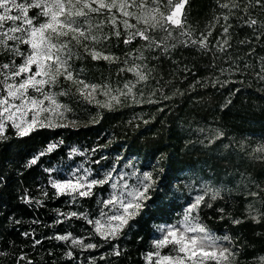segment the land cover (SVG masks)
Returning a JSON list of instances; mask_svg holds the SVG:
<instances>
[{
	"label": "trees",
	"instance_id": "1",
	"mask_svg": "<svg viewBox=\"0 0 264 264\" xmlns=\"http://www.w3.org/2000/svg\"><path fill=\"white\" fill-rule=\"evenodd\" d=\"M237 2L243 6L247 0ZM229 3L188 0L184 30L191 36H180V29L174 31L175 39L167 43L176 47L167 53L149 49L139 38L125 44L123 24L119 38L107 23L102 29L93 28L100 39L88 42L89 46L118 58L115 62L93 60L82 46L77 47V68L99 86V104L87 108L77 126L38 127L27 136L7 128L5 138H0V264H145L142 255L151 251L157 226L178 221L191 197L186 176L190 173L231 190L216 199L204 195L198 209L206 228L232 239L236 255L229 257V263L259 264L264 255V215H260L264 214V156L255 149L264 145V79H260L264 76V35L259 40L256 36L264 31V10L249 9L258 21L249 27L242 11L221 7ZM132 10L142 14L140 9ZM89 19L95 26L106 21L107 15L91 14ZM130 23L145 27L134 18ZM225 23L231 25L228 37L223 34ZM150 34L156 40L165 36L159 30ZM104 36L110 38L104 40ZM202 36H207L206 50L190 42ZM225 38L230 47L221 52L218 42ZM183 40L189 42L180 43ZM141 52L143 60L137 58ZM133 61L149 73L146 82L137 83L132 72L120 71ZM126 83L135 84V99L122 96L119 104L103 107L109 100L104 86L116 90ZM150 99L154 102L149 103ZM207 130L216 135L206 137L203 131ZM50 143L56 147L47 152ZM42 151L45 155L29 165ZM70 154L91 172L92 179H103L107 170L128 158L150 172L148 199L116 239L105 241L88 223L100 217V201L111 189L108 183L94 188V195L75 199L57 195L49 185L46 167L63 164ZM252 209L260 216L259 223L251 218ZM72 212L78 216L66 219L60 215ZM69 233L98 247L84 249L52 238ZM36 240L40 243L34 245ZM114 250L120 255H113ZM68 251L72 257L66 255Z\"/></svg>",
	"mask_w": 264,
	"mask_h": 264
},
{
	"label": "snow or ice",
	"instance_id": "2",
	"mask_svg": "<svg viewBox=\"0 0 264 264\" xmlns=\"http://www.w3.org/2000/svg\"><path fill=\"white\" fill-rule=\"evenodd\" d=\"M187 4L188 0H139V2L137 0H19V2L18 0H0V51L10 53L13 57L23 58L21 64H16L14 59L9 63L0 64V138H5L4 132L8 121H11L12 127L17 130V134L20 136L29 135L37 126H67L65 124L53 125V118H63L64 112L70 111V109L60 105L55 94L44 90L45 86L55 85L61 76L78 85L76 90L84 99H89L91 94L97 90L98 85L88 84L74 75L70 64L75 55L73 42L75 45L82 46L93 60L103 59L115 62L118 58L97 51L95 47H90L88 42L94 44L100 39L93 34V28L102 29L105 23L111 26L112 34L119 38L121 36L119 25L123 24L126 30V38L123 41L125 44H131L139 38L146 42L149 49H160L163 53H167L170 48L176 47L175 44L167 43L168 40L175 39L174 31L180 29V36L189 38L191 36L190 32L184 30ZM221 7L229 8L230 11L231 9L242 11L248 17L245 20L247 26L255 27L258 21L251 17L249 9L264 10V0H247L243 6L237 0H230L229 4H222ZM32 9L37 11L34 16H29ZM132 9H140L142 14H137ZM91 14H106L107 20L93 26L88 22ZM133 18L137 24L142 22L145 27L139 28L130 23ZM223 19L227 22L228 16L225 15ZM216 22L219 23V18ZM230 27L231 25L228 23L223 25L225 37H228ZM261 27L264 28V25ZM156 30L165 33L161 40H156L150 34ZM208 35L211 33L209 32ZM261 35H264V31H261L256 39L259 40ZM109 38V36L103 37L104 40ZM188 42V40L180 41L183 44ZM190 42L193 45H198L201 49H208L207 36H202L199 41L191 40ZM246 42L241 41V43ZM20 45L28 46L27 53L21 51ZM218 46L221 52L226 51L225 46L230 47L229 39L225 38L222 42H218ZM137 58L143 60V52ZM120 71L132 72L136 76L137 83L146 82L149 79V73L144 66L136 64L134 61L130 67L121 68ZM185 71H190V69L186 68ZM261 71L264 72V68ZM260 79H264V76H260ZM134 87L135 84L131 83H126L123 89L116 90L104 86V95L109 96V100L102 106L111 108L113 102L116 104L121 102L120 97L122 96L125 98L132 96L135 99ZM30 89L39 95H31ZM113 91L115 94H112ZM65 94L64 92L60 93V95ZM89 102H91L90 99ZM148 102L153 103L154 101L150 99ZM56 109H61V111L57 112ZM43 112L49 114L46 118L47 122L38 120L39 115ZM29 113H31L30 120L27 119ZM54 147L56 145H49L46 151L51 152ZM257 151L264 152V147L258 148ZM43 155H45L44 151L34 156L29 161V165H35ZM78 172H80L79 169L73 173L70 179L51 181V187L56 190L57 195H69L73 199L88 197L94 195V188L103 186L114 179L111 172L106 174L103 179H89L87 170L83 175H78ZM119 179L123 181L124 177L121 175ZM150 181H152V176L146 172L142 174V179L138 177V186L136 187L130 188L124 183L123 190H120L121 185L113 183L112 187L115 191L107 199L100 201L103 206L100 217L95 220L88 219L86 216L82 218L88 219V223L94 226L95 234L105 241L116 239L124 226L128 224V220L138 214L142 207V201L148 199L145 194L151 187ZM207 191L212 190L206 189V194ZM218 195L219 191H212L211 198L216 199ZM252 195L257 194L252 193ZM204 199V195L197 196L185 210L181 225L162 228L161 231L166 234L162 239L155 241L157 249L168 244L176 246L175 250L178 255L161 257L157 251L148 254L150 261L155 255L159 258L154 264H207L208 261L221 264V261H227L229 257L236 255L231 249L218 246V241H230V237L227 235L216 237L208 233V230L203 226L191 223L196 219L192 213L199 209ZM26 202L31 203L32 201L26 199ZM221 211L223 210L221 209ZM60 215L67 219L77 217L78 213H60ZM251 218L257 223L260 222L259 215ZM241 222V220L233 221L236 224ZM188 233L195 234L189 236ZM25 235L28 234L25 233ZM52 238L65 242L71 241L73 246L84 249L98 247L94 243L85 244L83 239L74 238L70 233L56 235ZM39 243V240L34 241V245ZM112 254L119 256L120 251L114 250ZM66 255L72 257V252L68 251ZM103 258L101 257V259ZM20 259L24 260L26 257L21 256ZM28 264L31 262L29 261Z\"/></svg>",
	"mask_w": 264,
	"mask_h": 264
},
{
	"label": "rangeland",
	"instance_id": "3",
	"mask_svg": "<svg viewBox=\"0 0 264 264\" xmlns=\"http://www.w3.org/2000/svg\"><path fill=\"white\" fill-rule=\"evenodd\" d=\"M18 2H19V0H18ZM36 11H37L36 9L30 10L29 16H34ZM88 22L93 25L92 21L89 18H88ZM73 45H74L73 51H74L75 55L73 56L72 60L70 61V64H71V69H72L74 75H76L79 79L84 80L88 84H94L90 81V79H88L87 77L84 76L83 72H81L80 69L77 68L76 58H77V49H78L77 47L79 45H75V42H73ZM23 47H25V46L20 45L21 51L27 53V51L29 50L28 47L26 48V50H23V49H25ZM0 53H1L0 64L9 63L13 59L15 60L16 64H17V61H19V64H21L23 62L22 57H19V56L13 57L10 53H5L3 51H0ZM95 85H97V84H95ZM77 87H78V85L73 84L71 81L65 80L63 76L59 77L58 82L55 85L45 86V89H44L45 92L50 91L51 93L55 94L56 99L59 102V104L62 106H65L67 109H70V111L64 112L63 118H53V125L65 124L69 127L77 126L82 121V118L84 117V115L87 111L86 109L89 108L91 105L99 104L98 101L96 100V96H97L96 94L98 93L99 87L97 88V90L95 92H93L91 94V97L89 98L91 100V102H89V99H84L82 96H80V94L76 90ZM29 92L31 95H34V96L39 95V93H36L34 90H31V89L29 90ZM61 92H64L66 94L60 95ZM45 103L47 104V102H45ZM56 111L59 112V111H61V109H56ZM48 116H49L48 113L43 112L39 115L38 120H44L45 122H47L46 118ZM27 119H29V120L31 119V113H29ZM38 127L39 126H37L36 128H38ZM49 127H58V126H49ZM7 128L12 129V131H14L17 134V130L14 127H12L11 121H8L6 123L5 130ZM203 132H204V135L208 138H212L216 135V133L212 130H207V131H203ZM49 145H54V144L50 143ZM261 147H264V145H261ZM257 149H255V151H257ZM257 153L260 156H264V152L257 151ZM78 169L80 170V172L77 173L78 175H83L84 171L87 170L82 165L76 163L72 154H70V157L63 164H61V165L52 164V165L47 166L45 169V173L48 177V183L51 186L52 180L70 179V178H72L73 173H76ZM47 170H51V171H47ZM87 172L89 173L88 178L92 179L91 174H90L91 172H89L88 170H87ZM109 172H111L114 179L112 181H109V183H108L109 188H111V189H110V193L108 194L107 198L110 196V194L113 191H115V189H113V187H112L113 183L121 185L120 190H123L122 185L124 183L129 185L130 188L136 187V186H138V177L140 179H142L143 173H146V172L150 173L146 169L138 168L137 164L133 158L123 159V161L120 164L115 165L112 168H110L109 170H107L106 174H108ZM121 175L124 177L123 181H121L119 179V177ZM186 176H187L189 187L191 188V191H192L191 197L186 202L185 206L183 207L182 214H181L180 218L178 219V221L176 220L175 222H171V223H168V222L162 223L161 222V224L157 226L155 234L153 235L152 239L150 240L151 251L149 253H155V252L159 251L161 257L165 256V255H167V256L178 255L177 251L175 250L176 246H174L172 244H168V245L163 246L159 249H157L155 247V241L162 239L163 236L166 234L165 232H162L161 229L166 227V226H171V225L180 226L181 222L184 219L185 210L194 202V200L197 196H200V195L212 196V191H219V194L222 193L223 191L228 192V193L231 192V190H229V188H227L224 185H215L212 182H209V181L204 180V179H200L199 176L196 175V173L186 174ZM206 189H211L212 191H207V194H206ZM55 192H56V190H55ZM256 215H257L256 211L254 209H252L251 216H256ZM192 216L196 217V219L191 221V223L198 224V225L206 228L205 225L202 223V221L199 219L198 210L193 212ZM93 229H94V226H93ZM206 229L208 230V233H210L216 237H224L225 235L230 237L228 234H223V235L219 236V235L215 234L213 231H211L210 229H208V228H206ZM181 230H183V228H181ZM194 234L195 233H188L189 236L194 235ZM199 235H203V234H199ZM231 240H232L231 238H230V241L220 240V241H218V246L220 248H229L232 250V241ZM149 253H144L142 255L143 261L145 264H154V262L159 257L153 255L152 259L150 261L148 259ZM258 263L264 264V255L259 257ZM207 264H215V262L214 261H208ZM221 264H230L229 259L227 261H221Z\"/></svg>",
	"mask_w": 264,
	"mask_h": 264
}]
</instances>
